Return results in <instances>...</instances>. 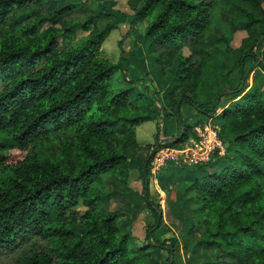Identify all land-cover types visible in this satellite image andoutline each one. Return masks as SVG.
Returning <instances> with one entry per match:
<instances>
[{
  "label": "trees",
  "instance_id": "trees-1",
  "mask_svg": "<svg viewBox=\"0 0 264 264\" xmlns=\"http://www.w3.org/2000/svg\"><path fill=\"white\" fill-rule=\"evenodd\" d=\"M44 1L0 0V252L17 264H150L161 248L158 264H173L177 237L162 235L145 177L153 147L180 146L191 133L182 103L197 122L218 120L224 151L157 171L174 180L169 210L181 219L179 247L198 264H264V98L241 87L253 63L262 65L264 0H125L129 24L145 20L152 78L169 76L163 99L179 128L177 136L156 129L144 144L134 126H158L170 112L156 90L126 74L122 50L115 62L100 55L114 24L93 23L89 8L81 21L62 18L86 0H53L60 3L43 13ZM78 27L87 31L75 38ZM236 30L244 35L233 46ZM116 71L131 88L110 86ZM133 168L149 214L141 243L105 206L115 192L109 178L124 182Z\"/></svg>",
  "mask_w": 264,
  "mask_h": 264
},
{
  "label": "rangeland",
  "instance_id": "rangeland-1",
  "mask_svg": "<svg viewBox=\"0 0 264 264\" xmlns=\"http://www.w3.org/2000/svg\"><path fill=\"white\" fill-rule=\"evenodd\" d=\"M60 2H55L53 0H46L41 3V9L44 13L48 10L49 7H53L55 5H58ZM87 7V8H85ZM89 10L92 13L98 14V16L94 19L93 23H97L99 25H103L104 23L111 22L114 24L115 27H113L109 33L106 35V37L101 41L99 53L100 55L104 56L111 62H115L119 56L125 53L126 60H127V69L126 74L129 75L131 78H139L141 81H143L150 89L157 91V99L159 102H161L166 111L170 112L169 115H165L163 117V121L156 126L157 124L154 122V120H148L141 122L137 125H135V137L136 140L139 142V144H144L146 142H152L153 137L155 135L156 129L157 134L162 131L165 133V131H168L169 134H177L179 128H177L173 115L171 113V110L166 107L165 101L163 99V92L165 84L167 83V80L169 76H166L165 78L158 80L154 79L151 76L149 66H148V59L152 55L150 53H147L145 50V44L146 39L143 36V27L145 25V20L142 22L130 25L128 20V14L130 12V9L125 4V0H86L84 7L78 6L74 8L70 13L64 15L62 18L65 20H77L81 21L84 18V12ZM56 25L58 23L56 22ZM91 26V24H90ZM87 30H84L82 28H77L75 30L74 37L77 38L81 35H84ZM244 35L243 30H236L234 31L232 38H231V44L233 46L237 45L239 43L240 38ZM122 50V51H121ZM183 52L186 54L187 49L186 47H183ZM257 62H260L262 65H257L253 63L252 70L247 72L244 81L241 83L242 89H248V88H256L260 91L261 95H263L264 98V37L260 38L259 47L257 51ZM191 59L193 62H197L198 58L194 55L191 56ZM253 62V61H252ZM232 77H230V85H233L237 82L236 76L237 73L233 72ZM110 86L117 87V86H128L132 87V83H127L126 81L121 79V73L119 71L114 72L109 80H108ZM202 87L205 88L206 84L205 82H202ZM138 88H141L140 85L133 86V89L136 90ZM212 94V93H211ZM208 95V94H207ZM222 103H226L225 100H222ZM180 110L183 120L190 124L192 126L191 133L189 134L187 140L190 138L196 139L198 141L199 139H202L205 134H207V138H210V142L217 147L219 150L218 152L220 154L224 151V145L220 142L219 146L215 141H213L212 137H214L213 133L216 130V125L218 123V120L214 117H209L204 119L203 121L197 122V119L199 118V115L195 112V110L187 105L180 104ZM218 110V109H217ZM206 125L208 127V130H204L203 126ZM200 128V129H196ZM198 130V131H197ZM203 133L202 135L200 133ZM166 135V133L164 134ZM174 135V136H175ZM185 140L180 144L185 149L186 147L189 150V147L187 146L189 142ZM53 143H50L51 146ZM213 147V148H215ZM166 147L161 146L157 148L149 160V172L150 175L147 179V186H148V193L149 196L158 199V202L160 204V215L163 220V223H161L162 229H166L165 233L162 235H168L170 233H174L177 237L175 241V245H178L175 252H173V264H183V261L186 262V258L189 256H185L181 253L179 250V243L180 238L179 236V230H180V217L176 213H170L169 208L167 207V202L165 204V200L168 198H165L164 193L166 194V190L164 188H170L171 185L173 186L174 180L163 181L160 183L161 175H157V171L160 169V167L165 164H191V161L183 162L180 161V157H183L184 154L182 151H179L176 154V157H174L172 154L165 155L164 159L162 160L161 164H154L153 157L155 156L156 152H160L162 150L163 152H166ZM182 153V154H181ZM192 158V157H191ZM218 158L215 159L214 164H219ZM154 165L157 166V168L154 167ZM163 184V185H162ZM162 186V188H160ZM109 189H114L115 192L112 197H110L107 202L105 203V206L110 210H117L119 212V218L120 219H126L127 222H125L122 225V228L128 229L134 236L135 240H133L135 243H141L145 241L144 238V222L145 217L148 212L143 205V202L140 198V193L142 189V182L137 177V171L136 169H131L128 173V178L121 182L117 178L110 177L109 183H108ZM164 189L163 192H161L159 189ZM175 188V187H174ZM171 189V188H170ZM173 189V188H172ZM176 191V188H175ZM178 191V189H177ZM183 207V206H182ZM180 209H183V208ZM83 211V207L78 205L75 207V213L78 215ZM173 214V215H172ZM166 224V225H165ZM181 256V257H180ZM183 256V259H181ZM16 255H12L7 252H0V264H17L15 260ZM193 259L192 257H190ZM187 263V262H186Z\"/></svg>",
  "mask_w": 264,
  "mask_h": 264
},
{
  "label": "built area",
  "instance_id": "built-area-1",
  "mask_svg": "<svg viewBox=\"0 0 264 264\" xmlns=\"http://www.w3.org/2000/svg\"><path fill=\"white\" fill-rule=\"evenodd\" d=\"M196 129H200V128L196 127ZM203 129L206 131V130H208V127L206 125H204ZM215 132H216V130L214 132H212L214 135V137H212V139L219 146L220 140L217 137ZM200 134L202 135L203 133L201 132ZM187 141L189 142V144H187V146L188 145L192 146V147H189V150L187 147L185 149H181V148H183L182 146H177V147L164 146V147H166L165 148L166 152L162 153V150H160V152H156L155 156L153 157L154 164H161L165 155H167L168 150H169L168 154H172L174 157L179 155V154L175 155V153L182 151L184 156L180 157V161H183V162L188 163L189 161H191L190 159H192V163H194L196 161H200V160H205L209 156L213 147H215L212 144V142H210L211 141L210 138H207V134H205V136H203V138L199 139L198 141H196V139H193V138H190ZM154 167L157 168L156 165H154Z\"/></svg>",
  "mask_w": 264,
  "mask_h": 264
},
{
  "label": "crops",
  "instance_id": "crops-1",
  "mask_svg": "<svg viewBox=\"0 0 264 264\" xmlns=\"http://www.w3.org/2000/svg\"><path fill=\"white\" fill-rule=\"evenodd\" d=\"M146 121H148V120H146ZM142 122H144V121H142ZM141 123V122H140ZM139 124V123H138ZM137 125V124H136ZM134 131H135V126H134ZM138 142V141H137ZM139 143V142H138ZM192 164V163H191ZM163 181H168V180H166V179H161L159 182L160 183H162ZM163 185V184H162ZM168 186H170V188H164L165 190H166V194L163 192V190L164 189H159L161 192H163L164 193V195H165V198L167 197L168 199L167 200H165V204H166V202H167V207L169 208V202L173 199V197L175 196V194H176V191H175V188L174 187H172L171 185H168ZM160 188H162V186L160 187ZM173 188V189H172ZM113 196V195H112ZM169 210V209H168ZM169 212H170V210H169ZM171 213V212H170ZM173 215V214H172ZM161 223H163V220H162V222ZM166 225V224H165ZM163 227L161 226V224H160V229H162ZM163 230H166V229H163ZM162 231V230H161ZM180 248V247H179ZM180 251H181V253L182 254H184L183 252H182V249L180 248L179 249ZM165 254H166V252H165V250L164 249H161V248H156V249H154V253H152L151 255H150V257H149V262H150V264H158V262H159V260L161 259V258H163L164 256H165ZM185 256L187 257V256H189V258L187 257L186 259V262L185 261H183V264H198L197 263V260L195 261V258L197 259V254H195V255H191V254H189V253H185ZM181 257V256H180ZM190 257H192L193 259H191ZM181 259H183V256H182V258Z\"/></svg>",
  "mask_w": 264,
  "mask_h": 264
},
{
  "label": "water",
  "instance_id": "water-1",
  "mask_svg": "<svg viewBox=\"0 0 264 264\" xmlns=\"http://www.w3.org/2000/svg\"><path fill=\"white\" fill-rule=\"evenodd\" d=\"M177 136V135H176ZM153 151H154V147L151 149V151H150V153H149V155H151L152 153H153ZM148 155V156H149ZM147 181V177H145V182Z\"/></svg>",
  "mask_w": 264,
  "mask_h": 264
}]
</instances>
